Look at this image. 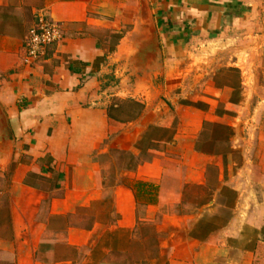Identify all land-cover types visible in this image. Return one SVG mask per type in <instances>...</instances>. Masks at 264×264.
I'll return each instance as SVG.
<instances>
[{
	"label": "crops",
	"instance_id": "0c3cea01",
	"mask_svg": "<svg viewBox=\"0 0 264 264\" xmlns=\"http://www.w3.org/2000/svg\"><path fill=\"white\" fill-rule=\"evenodd\" d=\"M40 15L62 40L27 65ZM211 40L245 43L235 65L252 72L264 0H0V264H264V132L245 121L255 150L240 165L239 86L178 78ZM126 102L142 112L122 121ZM208 124L231 131L225 154L201 150Z\"/></svg>",
	"mask_w": 264,
	"mask_h": 264
},
{
	"label": "rangeland",
	"instance_id": "374dc122",
	"mask_svg": "<svg viewBox=\"0 0 264 264\" xmlns=\"http://www.w3.org/2000/svg\"><path fill=\"white\" fill-rule=\"evenodd\" d=\"M247 45L245 43L239 44L234 41H216L211 40L207 42H201L200 44H195L193 49L192 58H188L185 63L178 64V78L181 76H187L186 82L190 90L193 86H198L199 76L197 78L195 75L205 71L211 70L214 72V83L217 87L222 86H239L240 94L235 97V100L241 101L242 109L238 113H232V116L240 117V120L236 122V145L240 148V152L236 157V161L241 165L251 166V159L254 153V144L243 145L248 143L247 141L252 140L254 143V137L251 136V130L247 129L248 125H245V121L254 118V124L257 125L261 132H264V56H256L252 59V72H247V70L239 69L236 67L237 61H239L238 54L244 51ZM264 48V47H263ZM242 49V50H241ZM235 70L236 72H232ZM184 71L183 75L182 72ZM181 73V75H180ZM185 78V77H184ZM188 89V90H189ZM118 109L113 110V115L115 118L128 121L132 119L136 114L142 112L141 107L138 104L129 103H118ZM224 110V105L219 104L216 111L222 114ZM258 131V129H255ZM157 133V132H156ZM155 137L160 138L161 134H155ZM227 134L215 125H205L202 131L200 144L201 150L205 152H222L227 146L224 141ZM116 163L125 162L128 166H134L137 160L131 153H122L121 151H116L115 154ZM248 162V164H247ZM239 165V166H240ZM216 170L211 167L207 177L210 181L216 179ZM230 176L239 173L234 170ZM252 176L250 170L246 171L245 175ZM245 175H238V178L242 179ZM212 187V186H211ZM211 187L205 192H200L197 189L191 191L193 197L189 201L183 202L179 208L185 210L189 207V210H194L199 208L203 203L205 205L208 200V193ZM202 205V206H203ZM216 209L220 210L219 205H216ZM142 210V207L140 208ZM144 234L151 239H154V233L151 228L144 229ZM153 250V246H152Z\"/></svg>",
	"mask_w": 264,
	"mask_h": 264
},
{
	"label": "built area",
	"instance_id": "2783aa9c",
	"mask_svg": "<svg viewBox=\"0 0 264 264\" xmlns=\"http://www.w3.org/2000/svg\"><path fill=\"white\" fill-rule=\"evenodd\" d=\"M62 40L60 26L40 15L37 24L26 37L27 56L25 64L31 65L46 56L47 48L57 45Z\"/></svg>",
	"mask_w": 264,
	"mask_h": 264
},
{
	"label": "trees",
	"instance_id": "16d2710c",
	"mask_svg": "<svg viewBox=\"0 0 264 264\" xmlns=\"http://www.w3.org/2000/svg\"><path fill=\"white\" fill-rule=\"evenodd\" d=\"M232 72H236L235 70H231ZM234 90H237V87H234V86H231ZM217 128H220V129H222L226 134H227V136L225 137V141H227L228 139H229V137H230V130L227 128V127H225V126H222V125H215ZM216 153V155H222L220 152H215ZM223 154H225V151L224 152H222ZM146 188V185H144V184H139L138 185V191H143L144 189Z\"/></svg>",
	"mask_w": 264,
	"mask_h": 264
}]
</instances>
